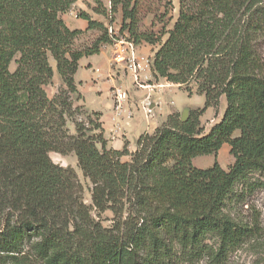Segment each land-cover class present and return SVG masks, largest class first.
I'll use <instances>...</instances> for the list:
<instances>
[{
  "label": "trees",
  "instance_id": "obj_1",
  "mask_svg": "<svg viewBox=\"0 0 264 264\" xmlns=\"http://www.w3.org/2000/svg\"><path fill=\"white\" fill-rule=\"evenodd\" d=\"M77 1L0 0V264L223 263L259 233L232 215L231 201L239 186L240 195L264 187L249 178H264V61L255 48L264 0H178L163 43L141 29L142 0H108L109 10L93 0L97 15L120 13L128 42L158 45L155 78L204 98L184 120L172 113L142 134L133 152L107 148L98 113L77 120L80 60L119 40L85 12L77 14L85 31L70 29L63 16ZM90 31L92 43L77 45ZM222 97L221 120L204 134L200 118ZM224 145L233 158L226 170L216 161ZM52 153L75 156L90 205ZM203 156L213 165L196 168ZM106 211L109 227L100 221Z\"/></svg>",
  "mask_w": 264,
  "mask_h": 264
},
{
  "label": "rangeland",
  "instance_id": "obj_2",
  "mask_svg": "<svg viewBox=\"0 0 264 264\" xmlns=\"http://www.w3.org/2000/svg\"><path fill=\"white\" fill-rule=\"evenodd\" d=\"M101 6L104 9L109 10V1L100 0ZM95 9V4L93 0H78L70 12L63 16L66 25L70 29H83L82 20L77 18V14L80 12L88 13L92 19L99 21L106 26V28L111 29V36H117L118 41H113V44L106 45L101 49V54L108 57L109 64H105L103 71L106 72L105 79L102 82L114 81L115 87L110 88V99L114 102V92L116 89L124 87L130 88L132 85L138 91L143 90L151 91L150 101H145L144 97H139L138 100V110L144 113L145 116L152 117L153 108H160L165 113H178L180 117L186 118L189 111L201 109L204 104V98L202 96H197L194 93L191 96L184 91V89H179L177 85L167 83L164 79L155 78L151 71V60L158 49V45H147L142 44L139 46H134L125 36L118 34L121 15L117 13L115 15H108L106 17L97 15L93 12ZM178 0H142L141 1V29L142 31L152 32L155 35H160L161 43H163L167 36L164 35L168 30H170L177 19L178 16ZM85 31V30H83ZM109 33V32H108ZM97 36V33L90 31L85 33L77 41L79 46H89L93 39ZM128 44H131L130 47ZM255 48L258 54L264 61V30H261L256 37ZM131 52L134 53L136 62L139 64L138 80L134 82L131 72L128 68L130 62ZM54 67V64L51 62ZM15 65L11 64L10 70L13 71ZM122 78L119 80V78ZM60 85L58 77L54 76L53 84L50 87H46V92L49 97H52L58 86ZM142 86V87H139ZM79 91V90H78ZM126 91V90H124ZM127 100H128V92ZM73 105L78 106L83 109V114L78 116V121H84V114L91 113V111L84 105V100L79 93V98L72 97ZM144 101V103H143ZM125 103V102H124ZM150 104V105H149ZM152 105V107H151ZM115 107V105H114ZM226 103L225 99L222 97L216 108L207 109L200 118L201 126L204 130V134H207L209 129L221 120L222 114L225 110ZM121 108V107H120ZM116 109V108H115ZM163 114L160 116L162 117ZM101 115V114H100ZM131 118V117H130ZM72 130V126L69 125ZM104 136V135H103ZM105 140L107 136H104ZM126 139V137H123ZM111 140H106L107 148L111 147ZM126 143V142H125ZM128 143V142H127ZM127 145V144H125ZM51 161L62 167H69L74 170L77 175L78 181L83 186V201L86 205L91 204V198L89 193V187H91L88 180L84 179L80 170L77 167L76 158L73 154L68 156H60L58 154H50ZM128 158H123L122 161H127ZM215 158L213 156H203L195 158L192 163L196 168L205 169L213 165ZM217 163L222 169H227L233 163V158L229 154V147L224 145L218 152L216 157ZM252 181L258 180L264 182V178L259 175L249 177ZM256 188L244 191L240 195V190L242 187H237V196L231 201L232 215L239 219L244 220L248 223H255L259 230L257 237L243 246L231 253L226 261L221 264H264V187L257 185ZM93 216H95L93 214ZM112 213L106 211L101 215L100 221L104 227H109L111 224ZM194 264H214L209 258L201 259Z\"/></svg>",
  "mask_w": 264,
  "mask_h": 264
},
{
  "label": "crops",
  "instance_id": "obj_3",
  "mask_svg": "<svg viewBox=\"0 0 264 264\" xmlns=\"http://www.w3.org/2000/svg\"><path fill=\"white\" fill-rule=\"evenodd\" d=\"M82 22V27L86 28V22ZM101 53L80 60L78 71L74 77L77 89L84 100V105L91 112L101 114L99 121L104 136H107L106 140H111L109 149L118 151L127 144L128 150L133 152L137 139L142 134H151L172 113L164 112L163 114L162 109L155 107L151 111L153 116L148 117L138 110L139 97H144L145 101H150L152 92L145 91V87H150L149 85L143 86L142 91H138L134 87L132 89V85L130 88L123 86V90L128 92V100L122 103L119 110H116L114 102L109 96L110 88L115 87L114 81L102 82L106 76V72L103 70L109 61L108 57ZM120 79L122 78L120 77ZM161 114H163L162 117Z\"/></svg>",
  "mask_w": 264,
  "mask_h": 264
},
{
  "label": "built area",
  "instance_id": "obj_4",
  "mask_svg": "<svg viewBox=\"0 0 264 264\" xmlns=\"http://www.w3.org/2000/svg\"><path fill=\"white\" fill-rule=\"evenodd\" d=\"M109 34L112 33L111 29H109ZM132 44V43H131ZM131 44H128L130 47ZM128 68L131 72V75L134 79V82H137L138 80V71L140 69L139 67V64L136 62V59H135V55L133 52H131V57H130V62L128 64ZM139 87H142V86H139ZM127 100V93L126 91H124L123 89L121 88H118L115 90L114 92V105H115V108L116 110H119L122 103H124L125 101Z\"/></svg>",
  "mask_w": 264,
  "mask_h": 264
},
{
  "label": "water",
  "instance_id": "obj_5",
  "mask_svg": "<svg viewBox=\"0 0 264 264\" xmlns=\"http://www.w3.org/2000/svg\"><path fill=\"white\" fill-rule=\"evenodd\" d=\"M181 118H182V120H184V119H185L184 115H183V117H181Z\"/></svg>",
  "mask_w": 264,
  "mask_h": 264
}]
</instances>
